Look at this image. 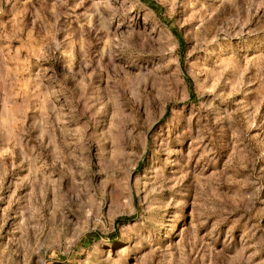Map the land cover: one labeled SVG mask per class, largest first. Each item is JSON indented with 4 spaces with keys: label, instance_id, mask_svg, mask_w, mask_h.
<instances>
[{
    "label": "rangeland",
    "instance_id": "rangeland-1",
    "mask_svg": "<svg viewBox=\"0 0 264 264\" xmlns=\"http://www.w3.org/2000/svg\"><path fill=\"white\" fill-rule=\"evenodd\" d=\"M0 264H264V0H0Z\"/></svg>",
    "mask_w": 264,
    "mask_h": 264
}]
</instances>
